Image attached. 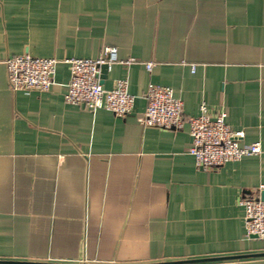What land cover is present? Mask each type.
Returning <instances> with one entry per match:
<instances>
[{
  "label": "crops",
  "instance_id": "1",
  "mask_svg": "<svg viewBox=\"0 0 264 264\" xmlns=\"http://www.w3.org/2000/svg\"><path fill=\"white\" fill-rule=\"evenodd\" d=\"M128 79L130 114L65 100V59ZM56 58L46 91L14 90L7 59ZM134 60L128 63V59ZM153 62L152 70L147 62ZM150 83L184 103L178 128L143 122ZM226 112L262 151L196 164L189 116ZM264 190V0H0V264H149L264 253L245 196ZM181 264H264V255Z\"/></svg>",
  "mask_w": 264,
  "mask_h": 264
},
{
  "label": "built area",
  "instance_id": "2",
  "mask_svg": "<svg viewBox=\"0 0 264 264\" xmlns=\"http://www.w3.org/2000/svg\"><path fill=\"white\" fill-rule=\"evenodd\" d=\"M134 59H128V63ZM119 61L116 46L105 45L97 57L65 59L70 66L71 77L67 84L65 100L83 104L93 111L106 108L119 117L131 113L135 97L128 90V79L121 78L116 85L107 89L100 78V66L109 67ZM9 84L14 90H49L54 84V74L59 60L37 57L29 53L7 59ZM152 70L153 62L146 63ZM147 107L143 122L163 128H178L184 121V103L174 94L170 86L150 83L145 93ZM192 143L188 151L194 155L196 164L204 170H212L232 160L262 151L261 142L241 144L243 130H234L226 121V112L212 116L205 104L201 113L189 116ZM245 207V224L248 235L264 238V200L245 196L241 199Z\"/></svg>",
  "mask_w": 264,
  "mask_h": 264
},
{
  "label": "water",
  "instance_id": "3",
  "mask_svg": "<svg viewBox=\"0 0 264 264\" xmlns=\"http://www.w3.org/2000/svg\"><path fill=\"white\" fill-rule=\"evenodd\" d=\"M100 67L103 72L108 69L107 64H103ZM261 199L264 200V190L261 192ZM257 255H264V253L249 254V255H246V254L245 255H233V256H223V257H210V258H202V259H188V260H179V261H166V262L149 263V264H181V263H190V262H202V261H215V260L242 258V257L257 256ZM14 262L15 263H28V264H58V263H35V262H26V261H14ZM65 264H72V263H65Z\"/></svg>",
  "mask_w": 264,
  "mask_h": 264
}]
</instances>
